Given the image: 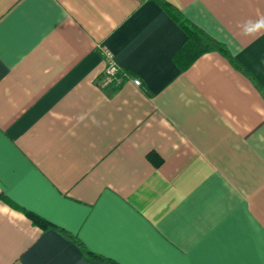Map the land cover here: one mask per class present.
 I'll list each match as a JSON object with an SVG mask.
<instances>
[{
  "label": "crops",
  "instance_id": "obj_1",
  "mask_svg": "<svg viewBox=\"0 0 264 264\" xmlns=\"http://www.w3.org/2000/svg\"><path fill=\"white\" fill-rule=\"evenodd\" d=\"M258 16L264 0H0V264H99L58 229L118 264H264V33L239 28ZM103 48L119 85L99 84Z\"/></svg>",
  "mask_w": 264,
  "mask_h": 264
},
{
  "label": "trees",
  "instance_id": "obj_2",
  "mask_svg": "<svg viewBox=\"0 0 264 264\" xmlns=\"http://www.w3.org/2000/svg\"><path fill=\"white\" fill-rule=\"evenodd\" d=\"M159 2L162 5V7L167 9L166 3L161 2V1H159ZM168 10H170V9H168ZM172 16H174L175 19L178 21L179 25L185 29L186 33L188 34V40H190L192 42V44L198 46L200 51H203V52L204 51H218V52L222 53L223 55H225L226 57H228L230 59V62L235 67L242 69L236 63V61H234V59L228 54L224 45H222L220 42L216 41L212 37L208 36L207 34L202 32L198 28L192 26L180 14L175 13ZM149 159L156 166L160 165L162 162L161 159L157 155H155L154 153H151L149 155ZM0 198H1V194H0ZM27 214L34 221V223H38L40 225L43 224V222L38 217L31 215L29 213H27ZM58 231H60L64 236L72 239L78 245V247L81 249L82 256L85 258V260L92 262V263H99V264H118L115 261H113L107 257L93 253L92 251L88 250L79 239H77L76 237L71 235L69 232L61 230V229H58Z\"/></svg>",
  "mask_w": 264,
  "mask_h": 264
},
{
  "label": "built area",
  "instance_id": "obj_3",
  "mask_svg": "<svg viewBox=\"0 0 264 264\" xmlns=\"http://www.w3.org/2000/svg\"><path fill=\"white\" fill-rule=\"evenodd\" d=\"M104 68L99 84L102 86L113 83L119 85L123 77L126 75L119 67L114 55L107 49L103 48ZM132 83L139 86L141 81L138 78H133Z\"/></svg>",
  "mask_w": 264,
  "mask_h": 264
},
{
  "label": "clouds",
  "instance_id": "obj_4",
  "mask_svg": "<svg viewBox=\"0 0 264 264\" xmlns=\"http://www.w3.org/2000/svg\"><path fill=\"white\" fill-rule=\"evenodd\" d=\"M239 28L243 36H256L264 33V16H258L255 20H245L239 25ZM236 51L238 52L239 49Z\"/></svg>",
  "mask_w": 264,
  "mask_h": 264
}]
</instances>
